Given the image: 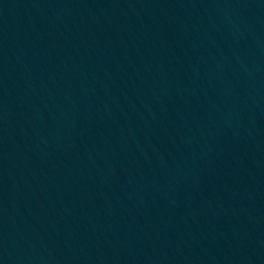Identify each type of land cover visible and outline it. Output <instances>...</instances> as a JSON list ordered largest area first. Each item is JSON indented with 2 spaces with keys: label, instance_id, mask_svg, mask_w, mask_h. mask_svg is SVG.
Masks as SVG:
<instances>
[{
  "label": "water",
  "instance_id": "95a60500",
  "mask_svg": "<svg viewBox=\"0 0 264 264\" xmlns=\"http://www.w3.org/2000/svg\"><path fill=\"white\" fill-rule=\"evenodd\" d=\"M0 264H264V0H0Z\"/></svg>",
  "mask_w": 264,
  "mask_h": 264
}]
</instances>
